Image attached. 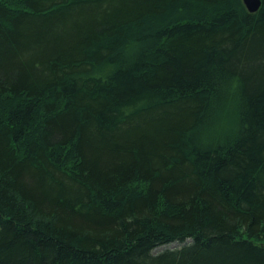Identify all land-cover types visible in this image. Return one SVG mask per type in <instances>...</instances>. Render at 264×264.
Here are the masks:
<instances>
[{
    "label": "trees",
    "instance_id": "trees-1",
    "mask_svg": "<svg viewBox=\"0 0 264 264\" xmlns=\"http://www.w3.org/2000/svg\"><path fill=\"white\" fill-rule=\"evenodd\" d=\"M261 2L0 0V264H264Z\"/></svg>",
    "mask_w": 264,
    "mask_h": 264
},
{
    "label": "water",
    "instance_id": "water-1",
    "mask_svg": "<svg viewBox=\"0 0 264 264\" xmlns=\"http://www.w3.org/2000/svg\"><path fill=\"white\" fill-rule=\"evenodd\" d=\"M242 2L249 13L257 12L262 4L261 0H242Z\"/></svg>",
    "mask_w": 264,
    "mask_h": 264
},
{
    "label": "rangeland",
    "instance_id": "rangeland-1",
    "mask_svg": "<svg viewBox=\"0 0 264 264\" xmlns=\"http://www.w3.org/2000/svg\"><path fill=\"white\" fill-rule=\"evenodd\" d=\"M189 242H190V240L187 241V243H189ZM184 244L185 243H181V242H173V243H170L167 245H162V246L155 248V250L153 251V254H157V253H160V252L165 251V250L178 249Z\"/></svg>",
    "mask_w": 264,
    "mask_h": 264
}]
</instances>
